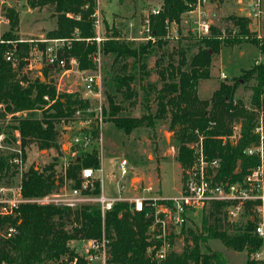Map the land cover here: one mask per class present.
I'll return each instance as SVG.
<instances>
[{
  "label": "trees",
  "instance_id": "obj_1",
  "mask_svg": "<svg viewBox=\"0 0 264 264\" xmlns=\"http://www.w3.org/2000/svg\"><path fill=\"white\" fill-rule=\"evenodd\" d=\"M26 3L31 9H51L55 28L46 34V38L70 41L69 48L64 49L59 58L66 62L75 58L79 70L91 69V58L99 51L101 55L111 56L112 64L120 70V74L112 80L115 91L121 94L123 100L136 103L138 94L133 86L137 85L142 91L144 109L149 111V99L154 95V114L131 117L123 115L122 107L116 103L114 96L107 94L103 117L124 133L143 126L150 127L154 120L169 119V130L178 143L176 160L184 169L183 175L193 162V151L189 145L199 137L202 138L206 158L220 162L219 178L241 180L258 165V159L246 155L244 151L256 140L252 131L256 111L264 109V57L262 62H254L239 77L219 82L209 99L201 100L196 94L198 81L210 76L213 59L218 56L222 46L247 42L244 36L256 34L255 30L250 29L252 21L249 17L228 16L223 18L225 25H210L207 35L196 37L193 34V37L185 38L186 49L179 50L177 65L169 62L167 66H162L164 53L161 54L155 62L161 84L157 88L155 83H144L150 75L147 70L148 58L167 42L165 21L179 33L181 16L193 9L195 0H162L158 15L149 17L153 40L138 43L121 40L117 31L104 30V40L99 47L92 40L95 36L91 17L95 10L94 0H26ZM0 16L8 23V29L0 34V41H3L0 42V132L13 142L15 134H18L26 158V148L31 144L46 150L58 148L56 124L74 121L77 110L82 111L83 116L90 100L84 99L78 91L58 93L49 78L54 65L44 64L40 70H36L40 76L31 80L27 76V69L30 70L28 57L32 44L19 42L18 11L0 0ZM222 30L226 34L224 37H221ZM232 30L235 31L234 37H230ZM249 42L264 55L263 45L254 39ZM38 46L44 48V44ZM10 51L14 52L15 66L4 58L6 52ZM188 52L190 55L186 56ZM41 77L44 81H41ZM250 80L255 81L250 100L252 110L245 108L235 97L241 83ZM23 113L26 115L22 116ZM234 123L239 125L240 136L231 144L227 138L236 126ZM96 130L83 129L79 133H88L93 139ZM222 137L226 138L225 142L221 140ZM77 150L74 148L75 152ZM11 156L0 153V181L7 179V161ZM70 158L65 175L62 172L57 175L56 158L46 166L37 169L29 167L22 178V196L35 198L56 191L62 185L64 176L72 188L78 187L82 169L100 168V156L95 146L90 145ZM95 186L94 193H98L97 182ZM159 203L171 206L169 202ZM251 206L252 203L247 204L244 212L253 215ZM225 217L224 204L212 202L203 208L199 228L192 223L186 226L187 221L191 222L190 218H185L177 235L171 226L166 227L169 243L173 245L182 240L183 245L180 251L171 250L163 260L155 261L145 254L147 247L156 243L153 234L159 231V225H154L152 199L143 201L142 211H135L128 202L117 203L103 219L96 205L72 209L24 203L19 205L15 216L1 221L2 228L8 224L14 226L17 232L7 239L0 237V264H68L75 258L76 264H86L69 243L100 240L102 237L108 241L109 262L116 264H226L221 252L210 249L208 242L212 239L219 240L229 250L246 251L245 264H254L250 257L262 245V240L253 233L255 222L249 219L245 224L231 228L225 224ZM152 225L154 230L150 232Z\"/></svg>",
  "mask_w": 264,
  "mask_h": 264
},
{
  "label": "rangeland",
  "instance_id": "obj_2",
  "mask_svg": "<svg viewBox=\"0 0 264 264\" xmlns=\"http://www.w3.org/2000/svg\"><path fill=\"white\" fill-rule=\"evenodd\" d=\"M161 3L162 0H97L95 8L99 12L100 36L104 38L103 33L105 30L109 32L117 31L121 40L139 38L141 36L139 31L145 14L149 9L159 7ZM5 5H10V7L18 11L19 34H17L19 39H31L33 42H29V44H32L28 57L30 60L32 57L30 52H32L33 46L34 48H39L38 45L41 44L35 42V40L46 38V34L55 28V18L51 15V9H31L27 5L26 0H5ZM213 6H216V8L214 9ZM240 6L243 8L242 10L239 9ZM245 6V0L240 5L236 4V0H208L202 6V10L207 14V20L211 26L221 27L225 25L223 18L232 15H243L246 11ZM193 19L194 15L183 14L181 16L180 30L177 38L172 36L171 29L168 30L169 38L166 39V44L148 58L147 70L150 71V75L148 80L144 81L145 84L146 82H150L155 83L157 88L160 87L161 84L156 73L157 67L155 66V62L161 54L164 53L162 66H167L169 62L177 65L179 50L181 48L186 49L185 38L195 36L191 31ZM129 22L132 23L131 26L128 25ZM255 22L258 23V32L264 34V18ZM7 29L8 23H0V34ZM222 36H226V34L221 33ZM246 39L247 42L243 41L237 45L222 46L218 56L213 59L210 76L207 79L199 80L197 83L196 94L199 99H209L212 92L218 87L219 82L237 78L244 70H248L255 61H263L264 55L260 53L255 45L249 42L251 40L250 37ZM134 42L138 43L140 41ZM190 52L192 51L190 50ZM190 52L186 53V56H189ZM70 59H73L74 62L68 61L64 69L54 67L49 76L58 93L74 90V85L80 84L84 77L100 73V101L102 107H106V95L111 94L114 96L116 103L122 107L121 113L123 115L140 117L146 113L154 114L156 110L154 95H151L149 99V111H145V106H143L141 100L142 91L137 85L133 86L138 94V99L134 104L123 100L121 94L115 91L112 78L120 74V70L117 65L112 64L111 56L101 55L100 53L94 55L91 58L92 68L85 70L78 69V63L75 58ZM43 65V62L37 61L36 67H30V70L27 69V76L31 80L40 76L36 70H40ZM65 69L67 71H64ZM221 73L226 75V79L221 77ZM40 79L44 81L43 77ZM254 84V80L241 83L235 95L236 100L242 102L248 110H252L250 100ZM90 103L95 107L97 100L90 97ZM25 115L26 113L22 114V116ZM37 116H40L39 111L37 112ZM234 125L239 126L237 123H234ZM56 127L58 130V148L46 150L40 149L35 144H31L29 148H26L27 168L34 166L37 169L46 166L56 158L57 165L55 166V170L57 175H60L63 163L74 154H79L84 150L80 146L72 145L73 138L77 137L83 129L91 130L97 128L96 136L92 139L91 145L92 147L95 146L100 156L102 174L97 172L96 175L102 176L104 190L107 195H116L119 189L122 195L130 198L152 199L160 196L166 199H174L179 195L184 169L176 160L178 143L173 133L169 130V119L154 120L152 126L135 128L128 133H124L123 130L115 127L105 117H102L101 124L96 123L93 118H90L89 123H85L84 125L75 119L69 123L59 122L56 124ZM74 148L78 150L75 152ZM4 152L6 151L0 149L1 154L5 155ZM120 161H125L124 169L126 174L124 176H121ZM202 213L203 210L196 214L188 213L189 217L187 218H190L191 222L187 221L186 226H191L192 223L193 226L199 228ZM249 219L253 220L252 214L244 212L237 220L226 218L225 224L233 228L234 226L245 224ZM182 245L183 241L178 240L175 244V250L177 252L180 251ZM208 245L211 250L223 254L226 264H245L247 260L246 251L236 252L229 250L217 239L209 240ZM69 246L78 254L82 251L83 243L78 240L71 241Z\"/></svg>",
  "mask_w": 264,
  "mask_h": 264
},
{
  "label": "built area",
  "instance_id": "obj_3",
  "mask_svg": "<svg viewBox=\"0 0 264 264\" xmlns=\"http://www.w3.org/2000/svg\"><path fill=\"white\" fill-rule=\"evenodd\" d=\"M95 2L97 0H94ZM208 0H195V5L192 10L185 14L194 15L193 27L191 31L196 37L205 36L209 33L210 22L207 20V14L202 10V6ZM246 10L251 21H259L264 18L263 0H245ZM160 7V6H159ZM159 7L151 8L145 14L141 29L139 31V38H130L134 41H148L153 40L152 31L150 29V15H158ZM93 19V27L95 36L92 40L99 47L100 43L104 40L99 34V12L95 8L94 13L91 15ZM78 19V16L76 17ZM252 22L251 28L256 31L255 35L244 36L243 38L254 39L259 45L264 46V34L259 33L258 23ZM0 23H7L4 17L0 16ZM132 25L131 22L128 23ZM167 28V38H169L168 30L171 29L172 36L177 38L178 32L173 25H169L168 21H165ZM255 26V28H253ZM224 34V30H222ZM235 31H231L230 37H234ZM224 37V36H222ZM27 40H19L23 42ZM1 43L3 41H0ZM33 43L32 40L27 41ZM37 43L44 44L43 49L37 47L32 48L31 59L29 60V67H35L37 61L43 62L45 65H54L56 68L64 69L67 62L73 63V59H69L67 62L64 59L59 58V55L64 49L69 48L70 41L60 38H40L35 40ZM15 44V42H11ZM99 49V48H98ZM99 54V51L98 53ZM6 61L12 63L15 66L16 58L14 52H6L4 56ZM32 62H34L32 64ZM255 63H259L255 61ZM64 71H67L66 69ZM221 77L226 79V75L221 73ZM100 73L86 76L80 84L74 85V90H67L66 93H72L78 91V86L83 88L80 92L83 94V98L90 100L93 97L97 100V105L94 107L91 103L84 109V115L82 111L77 110L75 112L76 121L82 123H89L90 118H93L96 123L101 124L103 117V107L100 101ZM79 92V91H78ZM47 100V97H44ZM256 120L253 127V135L255 136V142L245 149V154L258 159L259 163L241 179L232 181L226 178L218 177V170L220 168V162L218 159L208 160L205 156L202 138L189 145L193 151V162L191 166L184 171L183 180L181 183V190L179 195L174 199L166 198H152L153 200V218L154 225H159V231L153 234L155 244L148 246L146 249V256L154 259L155 261L163 260L167 253L171 250H175V244L171 245L168 241V230L166 227L171 226L174 234H179L180 228L185 221V218L189 217L188 213L196 214L201 212L203 208L210 203H223L226 217L229 220L239 219L245 210L247 204L252 203L251 211L253 212L252 219L255 222L253 233L262 240V245L252 254L250 257L255 263L264 264V109L256 111ZM86 116V117H84ZM240 132L237 126L233 127L232 134L227 138L231 144L236 142L239 138ZM15 141H8L7 136L0 132V149L5 155L12 154L8 157L9 169L6 171L7 179L0 181V237L7 239L16 234V228L11 225L1 227V221L7 217L15 216V212L20 204L35 203L39 205H59L68 208H77L82 205H96L99 208L102 219L107 212L114 209V206L120 202H128L132 204V208L135 211L143 210L144 198H130L124 196L118 190L116 195H107L104 190L102 176H97L96 173L102 174V168L94 170L92 168H84L81 170L79 186L72 188L70 183L65 179L62 185L53 192H50L41 197L25 198L22 196V178L27 171L26 158L23 155V149L21 146V139L18 134H15ZM223 142L226 141L225 137H222ZM92 143L90 134L83 133L73 138L72 145L81 149H87ZM73 157V156H72ZM71 158H68L62 166V173L65 175L67 168L69 167ZM125 161H120L119 167L121 176L126 174L124 169ZM17 179V181H15ZM95 182L99 185V192L94 193ZM118 186V185H117ZM159 202L171 203V206L160 204ZM159 203V204H158ZM154 225L150 227V232L154 230ZM83 243L81 253L78 255L83 258L86 264H116L109 262L108 241L102 237L100 240L88 239L82 240ZM76 264V258L71 262Z\"/></svg>",
  "mask_w": 264,
  "mask_h": 264
},
{
  "label": "crops",
  "instance_id": "obj_4",
  "mask_svg": "<svg viewBox=\"0 0 264 264\" xmlns=\"http://www.w3.org/2000/svg\"><path fill=\"white\" fill-rule=\"evenodd\" d=\"M242 1L243 0H236V4L237 5H240L241 3H242ZM1 2H4L5 3V0H1ZM9 7H10V5H9ZM214 7V9L216 8V6H213ZM240 10H242L243 8L240 6V8H239ZM243 15H245V16H248V12H247V10L243 13ZM4 24H6V23H4ZM19 34V33H18ZM21 39V38H20ZM22 40V39H21ZM29 40H31V39H29ZM29 40H27V41H29ZM35 67H36V65H35ZM30 68V67H29ZM112 196V195H111ZM160 197V196H159ZM160 198H163V197H160Z\"/></svg>",
  "mask_w": 264,
  "mask_h": 264
},
{
  "label": "water",
  "instance_id": "obj_5",
  "mask_svg": "<svg viewBox=\"0 0 264 264\" xmlns=\"http://www.w3.org/2000/svg\"><path fill=\"white\" fill-rule=\"evenodd\" d=\"M253 28H255V26H253ZM68 82H69V81H68ZM78 91H79V92H82V91H83V88L80 87V86H78Z\"/></svg>",
  "mask_w": 264,
  "mask_h": 264
}]
</instances>
